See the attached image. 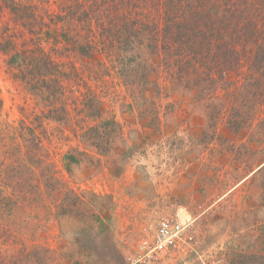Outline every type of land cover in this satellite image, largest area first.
Returning a JSON list of instances; mask_svg holds the SVG:
<instances>
[{
  "label": "rangeland",
  "instance_id": "1",
  "mask_svg": "<svg viewBox=\"0 0 264 264\" xmlns=\"http://www.w3.org/2000/svg\"><path fill=\"white\" fill-rule=\"evenodd\" d=\"M48 9L61 13L54 0ZM245 10L256 14L252 35L264 40V0H247ZM1 28L24 29L10 10L0 12ZM199 34L203 46L231 52L214 42L215 29ZM246 45L257 52L252 40ZM69 49L64 42L55 51L65 62L58 69L68 68L58 89L22 67L10 70L0 53V213L12 229L0 236V264H141V241L166 217L187 225L167 258L149 264H264V172L255 173L264 166V56L246 48L220 73L213 62L210 74L201 64L192 73L147 48L148 90L135 101L119 74L84 72ZM91 98L100 110L90 118ZM92 125L87 135L100 151L79 136ZM65 154L78 160L71 170ZM26 161L35 163L31 187L17 181ZM68 189L84 202L71 201L62 215Z\"/></svg>",
  "mask_w": 264,
  "mask_h": 264
},
{
  "label": "trees",
  "instance_id": "2",
  "mask_svg": "<svg viewBox=\"0 0 264 264\" xmlns=\"http://www.w3.org/2000/svg\"><path fill=\"white\" fill-rule=\"evenodd\" d=\"M54 1L61 7L60 14H49L48 8L49 5L52 6L53 0H0V12H14L20 17L24 28L18 32L1 28L0 53L6 57L5 61L10 70L22 67L24 72L34 77L36 73L45 86L48 82H54L57 89L60 88V78L68 74L67 67H57V64L65 62L55 61V51L64 42L70 47L69 58L74 55L84 72L90 67L99 73L100 67L106 77L113 79L114 73L119 74L127 90L132 91L135 101L139 99L137 93L143 92L145 95V90H148L147 48L150 49L151 55L154 56L155 53L158 59L163 57L169 67L186 65L192 73L198 72L197 64H201L204 70L209 72L210 62L215 64L214 69L220 73L222 66L242 61L240 55L246 48L250 49L257 60L264 56V40L255 38L251 33V23L256 31L253 22V16L256 14L245 10L247 0H234L235 8H231L230 3L225 5L223 2L222 6H219L211 0ZM43 14H49V21ZM248 16L250 18H247ZM37 23L42 27L37 28ZM203 28L210 32L215 29L217 37L214 42L228 44L227 52H231L220 54L219 51H214L209 43L208 47L203 46V42L198 41L201 38L199 31ZM251 40L254 46L258 44L257 52L246 45ZM245 57L247 58L246 54ZM49 90H46L44 96L50 95ZM89 101L86 102L88 111L84 112L90 118L96 117L100 107L91 109L92 98ZM55 110L56 108H53L49 112L53 113ZM231 116L229 122L238 119L240 114ZM111 124L118 129L119 124L114 119L104 121V125ZM230 124L234 126L233 123ZM95 128L96 125L89 129L82 128L84 131L79 136L100 151L98 138L87 135V132ZM64 158L68 161V170H71L70 160L78 161L72 154H65ZM24 165L25 168L20 174L22 176L17 178V181L31 187L29 182L34 181L35 163L26 161ZM25 170L30 172V176L24 175ZM258 172H264V166L255 173ZM26 194L28 195V192H24L23 196ZM61 199V204L58 205L59 210L63 212L59 214L62 215H67L70 211L71 201L74 205L84 202L83 195H79L74 189L63 192ZM2 200L3 198L0 199V207L4 208L5 202ZM18 232H21L20 228ZM7 234H12L11 224L5 222L3 213H0V236Z\"/></svg>",
  "mask_w": 264,
  "mask_h": 264
},
{
  "label": "built area",
  "instance_id": "3",
  "mask_svg": "<svg viewBox=\"0 0 264 264\" xmlns=\"http://www.w3.org/2000/svg\"><path fill=\"white\" fill-rule=\"evenodd\" d=\"M187 218H162L151 235L140 243L137 261L141 264L164 261L181 238Z\"/></svg>",
  "mask_w": 264,
  "mask_h": 264
}]
</instances>
